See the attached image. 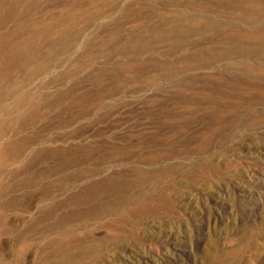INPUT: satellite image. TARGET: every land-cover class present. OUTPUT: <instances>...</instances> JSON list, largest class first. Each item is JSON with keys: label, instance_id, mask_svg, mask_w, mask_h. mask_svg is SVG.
I'll return each mask as SVG.
<instances>
[{"label": "rangeland", "instance_id": "rangeland-1", "mask_svg": "<svg viewBox=\"0 0 264 264\" xmlns=\"http://www.w3.org/2000/svg\"><path fill=\"white\" fill-rule=\"evenodd\" d=\"M4 1L0 264H264V0Z\"/></svg>", "mask_w": 264, "mask_h": 264}, {"label": "bare ground", "instance_id": "bare-ground-1", "mask_svg": "<svg viewBox=\"0 0 264 264\" xmlns=\"http://www.w3.org/2000/svg\"><path fill=\"white\" fill-rule=\"evenodd\" d=\"M5 1H7V0H5ZM5 1H4V2H5ZM15 2H16V0H15ZM15 2H13V4H14ZM20 2H21V1H20ZM20 2H19V3H20ZM39 2H40V1H39ZM42 2H43V1H42ZM0 3H1V2H0ZM19 3H18V4H19ZM94 3H96V1H94ZM40 4H41V2H40ZM40 4H39V5H40ZM1 5H2V4H1ZM4 5H5V3H4ZM7 5H8V4H7ZM26 5H27V4H26ZM29 5H30V4H29ZM113 5H114V4H113ZM113 5H112V6H113ZM8 6H9V5H8ZM6 7H7V6H6ZM24 7H25V5H24ZM32 7L34 8V6H32ZM36 7H37V6H36ZM33 8H32V9H33ZM109 8H110V7H109ZM6 9H7V8H6ZM6 9H5V10H6ZM7 10H9V8H8ZM34 10H35V9H34ZM64 10H65V9H64ZM111 10H112V9H111ZM31 12H32V11H31ZM63 12H64V11H63ZM65 12H66V10H65ZM70 12H71V11H70ZM2 13H3V12H2ZM84 13H85V12H84ZM5 14H7V13H5ZM67 14H68V13H67ZM80 14H81V13H80ZM0 15H1V13H0ZM7 15H8V14H7ZM26 15H27V14H26ZM62 15H63V14H62ZM17 16H18V15H17ZM10 17H11V16H10ZM22 17H23V16H22ZM51 17H52V16H51ZM51 17H50V19H51ZM53 17H55V16H53ZM65 17H66V16H65ZM78 17H79V16H78ZM7 18H8V17H7ZM16 18H17V17H16ZM70 18H71V17H70ZM18 19H19V18H18ZM55 19H56V17H55ZM3 20H4V19H3ZM7 20H8V19H7ZM12 20H13V19H12ZM12 20H11V21H12ZM66 20H67V19H66ZM79 20L82 21V19H79ZM79 20H78V22H79ZM16 21H17V20H16ZM16 21H15V23H16ZM40 21H41V20H40ZM47 21H48V20H47ZM62 21H63V20H62ZM59 22H60V21H59ZM59 22H58V23H59ZM67 22H69V21H67ZM72 22H73V21H72ZM75 22H76V20H75ZM78 22H77V23H78ZM5 23H6V22H5ZM25 23H26V22H25ZM50 23H51V22H50ZM50 23H49V24H50ZM55 23H56V22H55ZM62 24H63V23H62ZM62 24H61V25H62ZM85 24H86V23H85ZM45 25H46V24H45ZM56 25H57V23H56ZM69 25H70V23H69ZM69 25H68V26H69ZM68 26H67V27H68ZM69 28H70V27H69ZM72 28H73V27H72ZM74 28H75V27H74ZM74 28H73V29H74ZM12 29H13V28H12ZM44 29H45V28H44ZM49 29H50V28H49ZM49 29H48V30H49ZM64 29H65V28H64ZM14 30H15V29H14ZM29 30H30V29H29ZM37 30H38V29H37ZM39 30H40V28H39ZM41 30L44 31V30L42 29V27H41ZM57 30H59V29H57ZM62 30H63V29H62ZM75 30H76V29H75ZM77 30H78V29H77ZM65 31H66V30H65ZM25 32H26V31H25ZM38 32H39V31H38ZM51 32H52V31H51ZM67 32H69V30H68ZM67 32H66V33H67ZM72 32H73V31H72ZM261 32H262V31H261ZM12 33H13V32H12ZM22 33H23V32H22ZM42 33H43V32H42ZM56 33H57V32H56ZM58 33H59V32H58ZM58 33H57V35H59ZM73 33H75V32H73ZM78 33H79V32H78ZM14 34H15V33H14ZM46 34H47V33H46ZM62 34H64V33H62ZM67 34H69V33H67ZM71 34H72V33H71ZM79 34H80V33H79ZM256 34H257V33H256ZM259 34H260V33H259ZM43 35H44V34H43ZM43 35H42V36H43ZM49 35H50V34H49ZM69 35H70V34H69ZM73 35H74V34H73ZM77 35H78V34H77ZM23 36H24V35H23ZM26 36H27V35H26ZM55 36H56V35H55ZM36 37H37V36H36ZM43 37L45 38V36H43ZM64 37H65V36H64ZM259 37H260V36H259ZM2 38H3V37H2ZM17 38H18V37H17ZM50 38H51V36H50ZM56 38H57V37H56ZM60 38H61V37H60ZM24 39H25V37H24ZM38 39H39V38H38ZM52 39H53V38H52ZM22 40H23V38H22ZM47 40H48V39H47ZM49 40H50V39H49ZM53 40H54V39H53ZM55 40H56V39H55ZM58 40H59V39H58ZM58 40H57V41H58ZM65 40H66V39H65ZM20 42H21V41H20ZM46 42H47V41H46ZM59 42H60V41H59ZM6 43H7V42H6ZM39 43H40V42H39ZM48 43H50V42H48ZM2 44H3V43H2ZM45 44H46V43H44V45H45ZM15 45H16V44H15ZM44 45H42V46L44 47ZM51 46H52V45H51ZM43 47H42V48H43ZM34 48H35V47H34ZM34 48H32V49H34ZM54 48H56V46H55ZM31 51H32V50H31ZM57 51H58V50H57ZM54 53H55V52H54ZM57 54H58V53H57ZM38 56H39V55H38ZM18 60H19V59H18ZM23 61H24V60H23ZM23 61H22V62H23ZM38 61H39V60H38ZM11 63H12V62H11ZM15 63H16V62H15ZM30 63H31V62H30ZM16 64H17V63H16ZM22 64H23V63H22ZM13 66H15V65H13ZM22 71H23V70H22ZM29 82H30V81H29ZM3 91H4V90H3ZM52 98H53V97H52ZM0 101H1V100H0ZM48 101H49V100H48ZM48 101H47V102H48ZM3 102H4V101H3ZM40 107H41V106H40ZM32 111H33V110H32ZM34 111H35V110H34ZM103 184H104V182H103ZM49 223H50V222H49ZM49 225H50V224H49ZM33 242H34V241H33Z\"/></svg>", "mask_w": 264, "mask_h": 264}]
</instances>
